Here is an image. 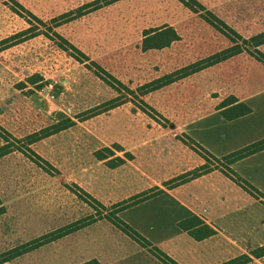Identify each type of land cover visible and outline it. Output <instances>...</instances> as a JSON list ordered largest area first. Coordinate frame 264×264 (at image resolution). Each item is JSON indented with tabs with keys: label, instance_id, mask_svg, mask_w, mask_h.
Returning <instances> with one entry per match:
<instances>
[{
	"label": "rangeland",
	"instance_id": "obj_1",
	"mask_svg": "<svg viewBox=\"0 0 264 264\" xmlns=\"http://www.w3.org/2000/svg\"><path fill=\"white\" fill-rule=\"evenodd\" d=\"M95 1L0 0V42L29 28L28 13L42 22L33 21L41 33L36 37L26 39L27 34L20 43L0 45V134L7 137L2 129L20 140L18 146L32 135L41 137L30 148L56 170L47 173L18 151L0 158V264L91 259L162 264L106 219L3 263L4 253L95 216L76 195H82L77 188L107 209L151 189L162 190L118 216L179 264H221L264 246V200L229 180L220 172L222 164L210 159L218 170L171 190L164 185L205 164L191 149L186 129L230 102V95L219 93L231 81L229 69L215 65L145 96L137 92L229 48V40L178 0L90 5ZM197 1L244 40L264 32V0ZM62 15L55 32L87 57L85 63L44 35L54 26L52 19ZM165 27L179 39L144 51L145 34ZM239 44L253 51L249 44ZM90 62L100 69L86 67ZM102 71L136 95L116 92L96 75L105 76ZM115 98L120 105L107 110L106 103ZM67 120L71 127L56 132ZM193 215L216 235L196 242L178 228L179 221ZM124 242L138 246L144 258H123ZM248 264H264V256Z\"/></svg>",
	"mask_w": 264,
	"mask_h": 264
},
{
	"label": "trees",
	"instance_id": "obj_2",
	"mask_svg": "<svg viewBox=\"0 0 264 264\" xmlns=\"http://www.w3.org/2000/svg\"><path fill=\"white\" fill-rule=\"evenodd\" d=\"M100 1H103L105 5H109V4L115 3L120 0H97L95 2H92L90 5H98ZM178 1L182 3L186 8H188L193 13L200 15V17L207 24H209L215 30L223 34L229 40V42L231 43V46L211 56L201 59L193 64H190L184 68H181L180 70H177L171 74L165 75L159 79H156L150 83H147L139 87L137 89V92H139V96H145L146 94L150 92L161 89L180 79L186 78L202 70H205L207 68L218 65L222 62H225L228 59L234 56H237L243 52H246L249 56H251L252 58H254L255 60H257L258 62L264 65V54L259 50V47L264 45V32L256 36H253L249 38L248 40H244L240 35H238L236 32L231 30L226 24H224L221 20H219L211 12L206 11V9L197 0H178ZM18 7L24 10L21 6L18 5ZM28 15L32 19V21L26 20V22L29 25V28L13 35L12 37L6 40L1 41L0 45L5 44L8 40H16V39H17V42L15 43H20L23 41L21 37L27 34H29V36H27L26 39L33 38L41 34L38 28L33 24V21L40 23V24H42V22L38 18H36L34 15H32L31 13H28ZM62 18H64L63 15L59 16L58 18L52 19L51 22L55 24L53 27L48 28L46 34L44 35H47V37L51 35L52 38L59 40V43L57 44L59 48H61L67 53H69V51L74 52L75 54H70V55L74 59H76L78 62L85 63V61H88L87 57L82 52H80L77 48H75L73 45H71L69 42H67L64 38H62L59 34L55 32V28L61 25V23L58 21ZM144 37H145L143 40V50L144 51L152 50V49H162L166 47L167 45H169L171 42H174L179 39L176 32L170 27H165L163 29L150 31L146 33ZM240 42H242L243 44H249L253 48V51H248L242 48L241 45L239 44ZM92 66L96 67L97 69H100L93 62H90V65L86 67L89 68ZM102 73L105 76H101L97 74V72H96V75H98L100 79H102L106 84L112 87L116 92L120 93L121 89H123L126 93L130 95H136L135 92L126 88L124 85H122L119 81L115 80L113 77L108 75L106 72L102 71ZM30 84L34 85L35 82H30ZM117 100L118 99L115 98L107 102L106 103V105H108L107 110L120 105V104H117L116 102ZM137 101L139 104L145 105L143 100L138 99ZM230 105H233L231 109L227 111H223L221 113V115L227 120H232V119H235V118H238V117H241V116H244L250 113V108L248 106L242 103H238L233 97H230L229 103L223 102L217 109H223ZM70 123H71L70 120H67L63 124V126L56 128V132H60L62 130L68 129L72 125ZM1 131H3L7 137L2 136L0 134V139L4 142V145L0 146V158L6 155H9L12 152L18 151L22 153L24 156H26L27 158H29L32 162L38 165L45 172L49 171L48 169L52 171H56L50 164L42 160L30 148L31 145L41 140L42 139L41 137L35 138L36 135H32L27 138L28 142L25 146H18L17 144L20 143V140L13 138L10 134H8L2 129ZM56 132H53V133H56ZM51 134H47L46 136H43V137H48ZM8 138H12V141L11 142L8 141ZM186 138L188 140V143L191 149L205 161V164L200 166L199 168H195L191 171L183 173L169 180L168 182H166L164 185L167 186L169 190L179 187L181 185H184L186 183H189L193 180H196L204 175L211 173L214 170H218L219 168L213 169L214 166H211L210 164V159H211L217 164L219 163L222 164L223 166H221L222 170H220V172L224 174L234 184L240 187L244 192H246L247 194H249L250 196L254 198L264 200V194L261 191L256 189L246 180H244L240 175H238L231 168L232 164H234L235 162L263 151L264 150V139L257 141L253 144H250L239 150H236L232 153H229L221 158H216L213 155H211L206 149H204L195 140L191 139L188 136ZM96 155L100 157L99 156L100 153H97ZM99 159L103 160L104 158L101 157ZM77 189L79 192L82 193V195L80 194H76V195L94 210L95 216H91L88 219L72 223L66 227L60 228L54 232L41 236L38 239H35L29 243H26L20 247L14 248L4 253L3 263H7L35 249H38L47 244H50L59 239H62L63 237H66L76 231H79L85 228L86 226H89L95 223L98 220L106 219L118 231L123 233L126 237H128L130 240H132L142 249L146 250L150 255H152L155 259H157L160 263L179 264L175 260H173L171 257H169L167 254H165L163 251H161L159 248L154 246L149 240L143 237L140 233L134 230L131 226L125 223L118 216L120 213L128 209L162 194L163 192L162 190H160L159 188L151 189L148 192H144L142 194L136 195L127 201H123L119 204L112 205L111 208L107 209L100 202H98L93 197H91L89 194L82 191L80 188H77ZM105 210L109 211V213L106 215H103L101 211H105ZM177 226L180 230L185 232L189 237H191L196 242L203 241L205 239H208L216 235L215 229L212 226L205 223L199 216H196V215L190 216L188 218H185L179 221L177 223ZM263 256H264V246L251 251L249 255H242V256L233 258L229 261H226L224 263H221V264H248L249 262L252 261V258L259 259ZM80 264H101V263L97 259H91V260L85 261Z\"/></svg>",
	"mask_w": 264,
	"mask_h": 264
},
{
	"label": "crops",
	"instance_id": "obj_3",
	"mask_svg": "<svg viewBox=\"0 0 264 264\" xmlns=\"http://www.w3.org/2000/svg\"><path fill=\"white\" fill-rule=\"evenodd\" d=\"M259 50L264 54V45ZM229 62H232L231 66H223ZM218 65L229 69L231 75V81L219 93L230 95L238 103L245 104L250 108V113L227 120L221 113L231 109L233 105L223 109L214 108L200 118L196 128H187L186 133L211 155L221 158L264 139V65L242 54ZM231 168L264 194V150L235 162ZM126 255L136 260L144 258L142 250L130 242H124L122 257ZM134 264L140 263L134 261Z\"/></svg>",
	"mask_w": 264,
	"mask_h": 264
}]
</instances>
